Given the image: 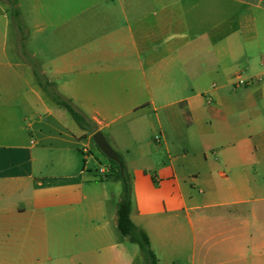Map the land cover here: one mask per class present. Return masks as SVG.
Returning <instances> with one entry per match:
<instances>
[{"label":"crops","instance_id":"obj_1","mask_svg":"<svg viewBox=\"0 0 264 264\" xmlns=\"http://www.w3.org/2000/svg\"><path fill=\"white\" fill-rule=\"evenodd\" d=\"M17 5L27 53L122 156L158 264H264V0ZM19 45L0 0V264H143L123 184Z\"/></svg>","mask_w":264,"mask_h":264},{"label":"trees","instance_id":"obj_2","mask_svg":"<svg viewBox=\"0 0 264 264\" xmlns=\"http://www.w3.org/2000/svg\"><path fill=\"white\" fill-rule=\"evenodd\" d=\"M3 1L10 6L12 19L19 33V53L23 60L32 67L33 73L42 91L57 106L66 110L82 130L92 133L93 135L97 133L98 129L95 124L83 112L77 109L70 100L64 98L57 92L56 85L45 76L37 61L27 53L25 42L27 41L28 36L21 17V12L17 5V0ZM118 155L124 165L125 172L123 176L121 174L120 166L117 163L108 160L111 165L109 177H111L112 180L123 184V195L121 201L117 204L118 231L129 243L138 246L143 258V264H158L159 259L152 249L148 234L143 229L137 227L131 219L133 209L131 178L122 156L119 153Z\"/></svg>","mask_w":264,"mask_h":264},{"label":"water","instance_id":"obj_3","mask_svg":"<svg viewBox=\"0 0 264 264\" xmlns=\"http://www.w3.org/2000/svg\"><path fill=\"white\" fill-rule=\"evenodd\" d=\"M94 143L96 144V146L98 147V149L100 150V152L108 159L111 160L115 163H117L120 166L121 169V174L122 176L124 175V165L121 162V159L118 155V153L115 151V149L111 146V144L108 142L107 138L105 137V135L98 131L97 133H95L92 137Z\"/></svg>","mask_w":264,"mask_h":264},{"label":"built area","instance_id":"obj_4","mask_svg":"<svg viewBox=\"0 0 264 264\" xmlns=\"http://www.w3.org/2000/svg\"><path fill=\"white\" fill-rule=\"evenodd\" d=\"M235 80H236L237 83L240 84V85H244V84L246 83V82L242 79V76H241V75H237V76L235 77ZM101 173H104V171L101 170Z\"/></svg>","mask_w":264,"mask_h":264},{"label":"rangeland","instance_id":"obj_5","mask_svg":"<svg viewBox=\"0 0 264 264\" xmlns=\"http://www.w3.org/2000/svg\"><path fill=\"white\" fill-rule=\"evenodd\" d=\"M74 124V123H73ZM103 155V154H102ZM103 157H104V161H106L105 159H107L104 155H103ZM108 160V159H107ZM103 167H105V165H103Z\"/></svg>","mask_w":264,"mask_h":264}]
</instances>
